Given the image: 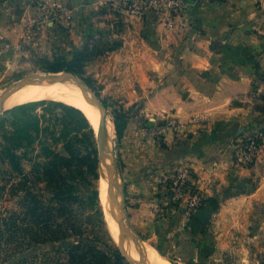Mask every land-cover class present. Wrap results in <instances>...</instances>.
<instances>
[{"label": "crops", "instance_id": "obj_1", "mask_svg": "<svg viewBox=\"0 0 264 264\" xmlns=\"http://www.w3.org/2000/svg\"><path fill=\"white\" fill-rule=\"evenodd\" d=\"M63 1L58 0L72 18L71 32L77 38L117 29L105 35L117 39L111 51L101 55L103 66L95 72L105 80L102 92L116 89L123 98L120 103H126L123 109L138 103L145 119L161 123L173 118L185 125L181 134L159 142L142 137L138 118L127 121L117 154L133 233L152 242L169 260L181 254L187 239L207 235L209 225L205 228L195 219L187 224L182 207L165 200V180L183 167L196 174L208 199L219 203L210 223L231 220L225 213L239 203L264 206V157L251 168L240 166L235 157L239 138L264 131L260 0H187L188 21L179 32L168 31L161 16L131 18L102 0ZM2 6L0 2V12ZM89 14L100 15L94 23ZM40 15L36 2L25 6L18 25H3L0 13V61L10 62L13 55L6 53H15L25 36L30 40L24 30L28 25L38 28ZM101 16L110 20L101 21ZM127 31L134 36L124 37ZM254 184L255 190L244 193V187ZM219 241L222 249L232 246L227 239Z\"/></svg>", "mask_w": 264, "mask_h": 264}, {"label": "trees", "instance_id": "obj_2", "mask_svg": "<svg viewBox=\"0 0 264 264\" xmlns=\"http://www.w3.org/2000/svg\"><path fill=\"white\" fill-rule=\"evenodd\" d=\"M92 47L62 65L51 66L49 72L65 71L83 77L92 58L111 51ZM85 83L95 89L91 79L85 78ZM130 111L133 109L114 111L118 140L131 118ZM1 119L0 202L9 193L18 199V209L9 218H0V247L9 246L0 248V264L4 261L27 264L30 258L25 251L42 246H50L55 253L48 264H131L109 234H105L106 240L102 242L87 231L84 213L79 211L82 177L86 174L99 177L94 129L86 116L63 103L40 101L16 106ZM92 199L96 206L98 190ZM206 203L218 211L216 199H207ZM98 212L102 217L100 208Z\"/></svg>", "mask_w": 264, "mask_h": 264}, {"label": "rangeland", "instance_id": "obj_3", "mask_svg": "<svg viewBox=\"0 0 264 264\" xmlns=\"http://www.w3.org/2000/svg\"><path fill=\"white\" fill-rule=\"evenodd\" d=\"M0 2L1 4H4V6H2L3 11L0 12L4 17L2 20L3 25L14 26L21 23V19L25 12V6L33 2H36L37 4L38 0H0ZM63 2V0H60V3L63 4ZM262 4L263 3L261 2L259 3V9L261 10L264 9V5L260 6ZM105 10L107 9L105 8ZM99 13L101 14V12ZM100 14H89L92 17L91 21L94 22V20H96L98 18V15ZM40 18L42 23L38 25V28L36 26L29 27L28 25L27 30H24L27 32L26 35L30 36V38H28L30 40H26L25 36V38L21 39L18 43L19 46L15 53L9 51L6 53H10L11 55H13L12 60L10 62L8 61V63L5 60L0 61V93L26 77H30L35 74L52 73L49 72V68H51V66L55 64L62 65L65 61L70 60L75 54L83 51L85 48H93L92 46L94 45V48L100 46L98 47L99 49L103 47L104 50H108L112 46H114L113 44L115 43L112 42H115V40L117 39V37L113 36L112 39H108L107 37H105V35L114 32L113 30H107L105 28H103L102 32H98L95 34L91 32L83 33L81 36H79L82 39H79V37L77 38L76 35L71 32V30H73L74 28V23L71 22L72 18H68L67 15L66 17L50 16L49 18H46L45 16L41 17L40 15ZM104 18V16H101L99 17V20L103 21ZM89 19L90 17L87 18V20ZM87 20H85V26H89L90 24H88ZM108 20H110L109 17L104 21L108 22ZM103 26L108 27L106 24H103ZM55 27L57 28L54 29ZM116 30L117 29H115L114 33H116ZM131 36H134V34L130 31H127V35H124V37H126L127 39ZM101 66H103V58L101 57V55H99L92 58L86 65L84 69L85 74L83 77H79L77 75L76 77L83 84H86L85 78H89L94 82L95 89L92 90H96V92H94L105 104L108 118L114 122V111L118 112L119 110H123V112H128V110L123 109V106L125 107L126 103H120L123 98H120L121 93L117 92L116 89L110 88L107 89L106 92H102L103 82L105 80H102L101 77L95 76L96 70H100ZM63 72L64 71H61V73ZM150 80H154V77L150 76ZM216 80L217 78H214L210 81L211 87L216 82ZM141 102L142 101H140L139 103ZM137 104V107L135 106L133 108V111H130L129 114L131 118H138L141 127V133L145 131L154 132L155 130H159L161 127L166 125L167 120L173 119L168 118L161 123L154 118H152L151 120H149V118L145 119V117H142L140 114L142 106H138ZM14 107L16 106H13L12 104L9 109ZM1 118H3V115H0V142L2 141ZM150 123L154 124V126L148 129L146 126ZM113 133L116 141V158L119 163L117 154L119 140L116 136L115 130L113 131ZM94 134L96 140V148L98 151L99 177L98 179H96L92 174H86L84 177H82L78 189L79 194L83 196V198L81 199V206L79 207V211L84 213L83 221L85 222V227L87 228L88 232L94 234L95 236H98L102 240V242L106 240L105 234L107 233L112 238L113 244L118 247V244L111 234V230L104 215V205L102 203V200H104L106 190L105 187L103 188L101 183L103 182L104 177L103 169L106 168V166L105 163H103L102 165L99 159V143L95 129ZM170 134L172 133H168L167 135L156 133L150 136L142 135V137L144 139H152L154 141L164 142L165 138ZM101 168L103 176L102 178ZM119 172L121 175L120 164ZM174 175H169V177H172ZM121 179L123 180L122 176ZM122 184L124 187V183ZM249 189L250 192H252L256 189V185L254 184L250 187H244V193H249ZM95 190H98L99 192V200L97 201L96 206L93 205L94 201L92 199ZM17 200V198L12 197L9 193L5 195L4 199L0 202V218H9L12 213L18 209ZM108 206L109 208L107 209L110 210L108 211L109 215L114 220L115 216L113 214V208L111 207V204L109 202ZM99 208L102 211V217L98 212ZM229 210L230 211H227L225 214H229L232 217L231 220H222L224 222L220 223H218V221L217 223H209V227H205L208 230L207 235L203 233L201 234L202 237L199 236L197 239L194 237L187 239V243L184 245V247L182 246L181 254L177 255V257H174L171 260L163 258L164 256L157 250V248L153 246L152 242L144 240V243L149 245L147 247L151 248L152 250L154 249L156 251V254L158 255V258L160 259L162 257L160 260L165 264H264V206H255L254 204L251 205L250 203H239L231 207ZM251 213L253 214V216H251ZM102 221L104 222V225ZM186 221L187 224H190L192 219H186ZM137 237L142 239L140 236ZM220 239L221 241L227 239L229 243H232L231 248H228L227 250L217 247ZM198 244H201V247L198 246ZM150 246H152L153 248ZM8 247L9 246H7L6 244L1 246L0 248L7 249ZM58 248L59 247L55 248V250ZM25 252L27 258H30L27 264H48V260L52 256H55V253L50 246H42L32 252L31 250ZM9 255L10 252L6 255H3V257H1V260L7 258V256ZM18 258L19 255L15 258L13 257V262H16ZM146 258L153 262L149 257ZM3 264L10 263L8 261H4Z\"/></svg>", "mask_w": 264, "mask_h": 264}, {"label": "built area", "instance_id": "obj_4", "mask_svg": "<svg viewBox=\"0 0 264 264\" xmlns=\"http://www.w3.org/2000/svg\"><path fill=\"white\" fill-rule=\"evenodd\" d=\"M219 1V0H206ZM264 4V0H260ZM102 4L122 11L131 18H141L153 14L164 18L168 31L179 32L188 21L187 0H102ZM37 6L43 16L64 17L68 12L57 0H38ZM185 125L175 119H169L166 125L154 132L145 131L143 136L153 134H181ZM235 157L237 163L244 168H251L264 157V131L239 138L236 142ZM165 200L168 203H178L184 209L187 220L201 210L207 203V193L199 184L196 174L184 167L176 175L165 180Z\"/></svg>", "mask_w": 264, "mask_h": 264}, {"label": "bare ground", "instance_id": "obj_5", "mask_svg": "<svg viewBox=\"0 0 264 264\" xmlns=\"http://www.w3.org/2000/svg\"><path fill=\"white\" fill-rule=\"evenodd\" d=\"M47 76V74H35L30 77H27L25 80L14 84V87L18 85L17 92L13 94L5 103L4 109H9L13 106H19L31 102H39L43 100H52L59 103H63L67 106L76 108L80 110L88 119L92 127L96 130L97 139L101 144V164L105 163L106 168L103 169L104 177L102 176L101 168V178L103 177V182L101 183L103 188L105 187L106 194L104 195V200L102 203L104 205V215L108 223V226L111 230L113 238L118 242L128 257L135 262L136 264H142L140 259V249L130 238L129 236L121 230V227L118 223V212L117 207L115 206L114 200L116 196V188L113 177L109 172V166L111 164L109 153L112 147V140L114 137V125L109 118L105 120L104 127L106 133L99 131L98 126L101 124V118L99 114V108L88 102L89 99L85 98L83 91L80 86L75 84L77 79L68 74V73H59L56 75L57 81L52 79H41ZM41 77V78H40ZM33 78H38L34 83L23 86L22 82L29 81ZM14 87H10L0 93V98L8 94ZM88 98H91V94L88 93ZM11 109V108H10ZM103 196V194H102ZM108 202L113 208V214L115 216V221L109 215L110 210ZM139 244L142 248V251L146 257H149L153 262L148 260L145 257V260L148 264H165L158 258L156 251L147 247L144 241L140 238H137ZM152 247V246H151ZM163 260V259H162ZM167 264V263H166Z\"/></svg>", "mask_w": 264, "mask_h": 264}, {"label": "water", "instance_id": "obj_6", "mask_svg": "<svg viewBox=\"0 0 264 264\" xmlns=\"http://www.w3.org/2000/svg\"><path fill=\"white\" fill-rule=\"evenodd\" d=\"M63 73H68V74L74 76L77 79V81H78L75 84H77L78 86H80L81 90L83 91V95L85 96V98L89 99L88 102L91 103V104L96 105L99 108V114H100V118H101V124L98 126V129H99V131H102V132L106 133V130H105V127H104L105 126L104 123H105V120L108 118V115H107V109L105 107V104L99 99L98 95L94 92V90H92L86 84H83L76 77V75H74L72 73H69V72H65V71ZM57 74H59V73H49V74H47V76H45L43 78L40 77V78L41 79H52L54 81H57V78H56V75ZM26 78L20 80L19 82L25 80ZM37 79L36 78H33V79L29 80V81H24V82H22V85L23 86H26V85L32 84ZM10 87H14V84L11 85ZM10 87H8V88H10ZM17 88H18V85L15 86L10 92H8V94H6L5 96H3V97L0 98V115H3L6 111L10 110V109H4V103L13 94H15L18 91ZM88 93L91 94V98H88ZM110 121L114 125V122L112 120H110ZM153 126H154V124L150 123L146 127L148 129H150ZM114 130H115V125H114ZM98 143H99V159L101 161V144L99 142V139H98ZM115 143H116V141H115V136H114L113 137V140H112V147H111V150H110V153H109V158H110V162H111V164L109 166V172L111 173V176L113 177V180H114V183H115V188H116V196H115L114 203H115V206L118 209L117 210V212H118V223H119V226L121 227V230L124 231L129 236V238L137 246H139L141 263L142 264H148L147 261L145 260V256L143 254L142 248H141V246L139 244V241L137 239L138 237H137L136 234L133 233V231L131 230V227L129 225V215H128V212H127L125 188L123 187V184H122L123 183V180L121 179V175H120V172H119V163H118L117 158H116V145H115ZM215 213H216L215 208L212 205H206L201 210H199L198 212H196L194 214V218L202 226L206 227V226L209 225V223L212 220V218L215 215ZM117 244H118V242H117ZM118 249L120 250V252L123 254V256L131 264H136L135 262H133L128 257V255L126 254V252L124 251V249L120 245H118Z\"/></svg>", "mask_w": 264, "mask_h": 264}]
</instances>
